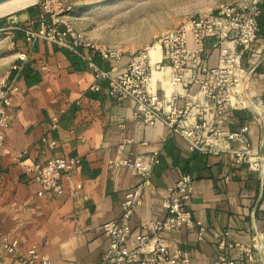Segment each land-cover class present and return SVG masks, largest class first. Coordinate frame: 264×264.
Listing matches in <instances>:
<instances>
[{
    "label": "crops",
    "instance_id": "1",
    "mask_svg": "<svg viewBox=\"0 0 264 264\" xmlns=\"http://www.w3.org/2000/svg\"><path fill=\"white\" fill-rule=\"evenodd\" d=\"M25 14L16 28H37L41 17ZM13 35V65L20 64L19 52H27L29 58L18 73L21 91L13 97L10 125L0 148V234L17 239L19 253L37 245L51 264H101L107 242L103 224L121 215L125 194L140 182L129 169L110 167L109 160H133L137 154L157 150L160 162L131 217V234L148 220L165 216L162 202L168 187L188 173L194 191L187 208L206 232L200 237L196 226L168 232L169 249L187 251L189 264H220L219 255L224 252L233 264H264V178L245 165H236L231 155L189 151L186 142L162 123H143L134 114V103L110 97L107 80L95 79L88 63L70 50L44 40L29 47L23 34ZM93 57L100 68L108 70L124 67L130 55L119 63ZM256 57L264 59V36H258L245 53L243 66L248 68ZM216 60L212 51L208 63L214 65ZM95 82L99 91L90 89ZM149 88L168 99L169 69L154 70ZM196 90V85L189 87L191 92ZM250 96L264 101V63L251 74ZM55 117L59 121L54 128ZM251 118L250 109H234L227 127L237 130ZM194 119L192 114L189 120ZM44 137L56 140L57 145H44ZM249 138L260 148L257 124H251ZM18 156L26 163L79 157L81 164L61 176L62 194H40L41 185L32 173L23 171L15 159ZM224 232L230 241L254 249V258L241 260L239 248L221 247L217 237ZM256 240L261 246L254 248ZM0 264H19L17 255L0 249Z\"/></svg>",
    "mask_w": 264,
    "mask_h": 264
},
{
    "label": "built area",
    "instance_id": "2",
    "mask_svg": "<svg viewBox=\"0 0 264 264\" xmlns=\"http://www.w3.org/2000/svg\"><path fill=\"white\" fill-rule=\"evenodd\" d=\"M261 0L242 1L221 5L213 11L202 13L179 23L162 33L157 41L160 58L152 62L150 48L145 47L130 54L124 67L100 68L93 60L97 55L110 63H119L123 54L116 47L103 45L76 33L68 20L60 17L62 4L56 0L42 4L41 20L37 28H18L23 32L26 44L31 47L38 40L56 44L82 57L94 72L95 79H105L108 94L117 101L130 99L134 114L147 125L162 123L172 135L180 136L191 152L232 156L236 165H245L249 171L264 178V101L250 96L251 74L264 63L256 57L248 68L243 57L257 40ZM47 16H50L47 20ZM209 43V44H208ZM154 46V45H153ZM152 46V47H153ZM212 51L217 54L214 65L208 63ZM29 58L27 52H19L18 60L9 70L0 74V148L5 142V130L9 127V109L13 97L20 93L18 73ZM169 69L170 95L168 99L151 90L149 84L154 70ZM196 85L195 92L189 91ZM90 89L99 91L93 83ZM181 101V102H179ZM248 108L251 121L237 130L227 127L232 110ZM193 121L189 120L191 115ZM53 119V127L58 125ZM251 124H257L261 133L260 148L249 138ZM44 145L54 148L57 141L42 139ZM25 173H32L41 185L43 193L62 194L61 176L79 167V157H51L44 163H26L15 158ZM160 162V152L137 154L133 160L115 157L110 167H125L140 177V182L128 190L121 202V215L103 224L106 246L101 264H189L190 254L182 249L170 250L165 234L183 228L198 227V235L206 232L205 226L193 218L187 208L194 191V180L188 173L182 174L168 187L162 202L166 214L160 219H150L133 234L130 221L141 204L144 191L151 186L155 167ZM132 235V240L129 238ZM228 232L217 237L221 247L239 248L240 259H253L254 249L230 241ZM254 248L261 246L254 241ZM0 249L16 254L19 264H51L50 257L32 245L19 253V241L0 234ZM220 264H233L229 254L219 255Z\"/></svg>",
    "mask_w": 264,
    "mask_h": 264
},
{
    "label": "rangeland",
    "instance_id": "3",
    "mask_svg": "<svg viewBox=\"0 0 264 264\" xmlns=\"http://www.w3.org/2000/svg\"><path fill=\"white\" fill-rule=\"evenodd\" d=\"M14 1L6 0L0 3V7ZM46 1L53 0H35L31 5L42 10ZM56 1L62 4L60 17L68 20L76 33L93 42L116 47L123 55H130L153 45L159 49V36L190 17L213 11L221 5L249 0ZM27 7L0 15V74L14 64L13 34L20 31L16 27L24 19ZM49 18L47 16V20ZM243 64L246 65V59H243Z\"/></svg>",
    "mask_w": 264,
    "mask_h": 264
},
{
    "label": "bare ground",
    "instance_id": "4",
    "mask_svg": "<svg viewBox=\"0 0 264 264\" xmlns=\"http://www.w3.org/2000/svg\"><path fill=\"white\" fill-rule=\"evenodd\" d=\"M35 0H15L14 2L9 3L7 6H1L0 7V15L3 13H7L9 11L21 9L24 7H27L31 4H33ZM6 5V4H5ZM150 55L152 58V61L155 62L160 58V53L159 49L156 47H151L150 48Z\"/></svg>",
    "mask_w": 264,
    "mask_h": 264
},
{
    "label": "trees",
    "instance_id": "5",
    "mask_svg": "<svg viewBox=\"0 0 264 264\" xmlns=\"http://www.w3.org/2000/svg\"><path fill=\"white\" fill-rule=\"evenodd\" d=\"M260 8L262 10V13L258 19L259 27H260L259 32H258V36H264V0H261ZM26 11L29 12L32 17H40L41 16V9L37 5H31V6L27 7ZM22 34H23V32H21V31L17 32V35L19 37H21ZM258 36H257V38H258ZM93 60L95 62L94 58H93Z\"/></svg>",
    "mask_w": 264,
    "mask_h": 264
},
{
    "label": "water",
    "instance_id": "6",
    "mask_svg": "<svg viewBox=\"0 0 264 264\" xmlns=\"http://www.w3.org/2000/svg\"><path fill=\"white\" fill-rule=\"evenodd\" d=\"M4 1H6V0H0V3L4 2ZM10 18H13V17H10ZM263 259H264V257H263Z\"/></svg>",
    "mask_w": 264,
    "mask_h": 264
}]
</instances>
